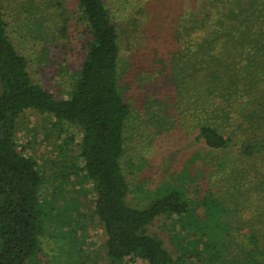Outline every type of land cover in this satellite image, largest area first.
Wrapping results in <instances>:
<instances>
[{"label": "trees", "instance_id": "obj_1", "mask_svg": "<svg viewBox=\"0 0 264 264\" xmlns=\"http://www.w3.org/2000/svg\"><path fill=\"white\" fill-rule=\"evenodd\" d=\"M188 2L192 6L171 29L176 46L165 58L174 100L145 94L142 102L161 130L173 126L170 102L183 125L197 130L194 139L202 143L205 155L213 154V176L223 182L199 198L186 196L179 184L161 183L137 206L128 201L131 178L122 164L133 112L124 88L132 85L124 77L120 28L112 9L106 0H77L89 37L70 89L59 97L33 80L28 57L10 36L5 2L0 0V264H48L39 258L46 232L70 247L69 260L85 264L72 258L80 256L82 241L71 224L79 222V231L86 232L85 211L74 210L78 200L57 210L58 229L47 231L46 221L56 212L53 200L43 198L49 178L16 140L18 119L28 109L79 132L76 162L68 170L77 175L73 182L90 181L95 192L91 212L104 238L99 249L91 251L94 261L264 264V0ZM24 3L33 14L32 32L43 51L51 43L69 44L72 16L65 0ZM153 70L149 68L145 78H151ZM71 141L68 135L63 146ZM233 147L236 154L228 161L226 153ZM185 178L184 172L179 174V181ZM156 223L169 234L170 246L153 229Z\"/></svg>", "mask_w": 264, "mask_h": 264}, {"label": "rangeland", "instance_id": "obj_2", "mask_svg": "<svg viewBox=\"0 0 264 264\" xmlns=\"http://www.w3.org/2000/svg\"><path fill=\"white\" fill-rule=\"evenodd\" d=\"M2 1L5 2V18L10 36L17 49L28 57L33 80L55 95L66 97L72 76L80 68L85 56L89 37L88 30L84 29L77 0H65L72 16L68 30L71 32L69 44L63 46L64 41L51 43L44 51L36 44L32 32L33 14L27 10L24 3L26 0ZM106 3L112 9L113 21L120 28L124 77L132 85L124 88L125 99L133 107L125 130L126 145L122 163L127 178H131L128 181V201L143 206L144 194L165 182L181 185L189 198H199L206 189H214L223 182L219 180L221 176H213V163L216 159L213 154H208L207 158L202 143L194 139L197 130L190 131L183 125L182 117L179 112L172 110L170 102L167 104L168 115L174 121L173 126L166 130L159 129L151 112L146 110L145 102H142L143 97L146 99L145 94L153 98L162 96L169 101L174 100V85L167 72L170 65L165 58H169V51L172 46H176L171 41V29L177 19L185 16L192 3L188 0H106ZM48 25H51L49 21ZM158 59L164 61L160 62ZM149 68L156 70H153L151 78H145V72H149ZM164 80L168 84L163 83ZM155 109L158 110V106ZM17 123L16 140L24 144L26 153L38 160L49 178V181H45L43 198L53 200L56 212L54 210L52 219L46 221L47 231L58 229L55 224L58 221L54 218L58 211L66 208L70 201V205H74L72 201L78 200V208L74 210L86 213L82 221L86 226V236L79 231V222L71 224L83 242L78 243L82 249L80 256L72 254V258L84 259L85 264H95L97 260H93L95 255L91 251L99 249L98 244L104 238L101 224L91 212L95 192L90 181L73 182L77 180V175H71L72 171L68 170L69 165L76 162L79 132L74 127L58 123L51 116L33 109L25 110ZM68 135L73 136V141L68 146H63L64 138ZM236 151V148H231L225 158L230 161ZM196 153L203 158L195 157ZM214 156L219 158L215 154ZM207 159L212 162L208 163ZM183 172L187 178L179 181V174ZM66 175L71 176L63 181ZM153 229L160 232L167 246H170L169 234L162 229L160 223H156ZM60 244L54 235L48 236L46 232L42 237V251L39 253L41 262L75 264V260L68 259L70 247ZM96 264L107 262L103 259Z\"/></svg>", "mask_w": 264, "mask_h": 264}]
</instances>
